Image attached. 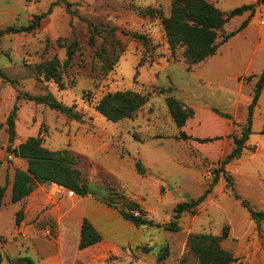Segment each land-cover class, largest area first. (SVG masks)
Returning a JSON list of instances; mask_svg holds the SVG:
<instances>
[{
  "label": "rangeland",
  "instance_id": "1",
  "mask_svg": "<svg viewBox=\"0 0 264 264\" xmlns=\"http://www.w3.org/2000/svg\"><path fill=\"white\" fill-rule=\"evenodd\" d=\"M57 1L62 2L53 5ZM209 1L226 15L245 4H254L256 10L253 15L247 12L231 17L224 33L237 29L249 18L247 28L220 45L217 54L200 63L203 65L187 70L182 48L171 50L161 19L138 11L151 6L169 15L171 0H0V28L26 26L36 14L51 9L35 31L0 37V66L14 79L10 82L0 74V184L7 185L0 207V264H23L19 261L22 257L43 264L41 249H56L58 218H76L83 210L78 204L68 216L63 203L68 198L76 199L78 194L70 196L67 188L61 200L47 203L35 219L38 233L52 243L38 244L21 229V224L17 227L16 217L22 207L11 199L12 179L14 171L23 167L27 159L13 155L8 147L37 134L45 146L72 152L76 157L74 167L89 185L87 195L93 193L123 209L137 201L154 221L143 234L153 242L111 255L109 260L114 264H132L135 260L137 264H199L187 244L188 236L221 235L224 231L228 237L222 245L236 256L232 264H264V220L256 221L241 200L230 193L225 177L230 174L237 192L254 209L264 211V88L241 157L221 171L219 182L196 213L184 212L178 218V231L167 229L176 205L205 191L233 148L234 137L241 136L264 63V4L259 0ZM65 2L73 3L72 11ZM259 29L261 38L256 41L253 34ZM91 35L95 37L93 43ZM74 40L79 48L71 64L64 67L66 47ZM55 56L62 63L65 88L43 75L18 78L20 64H38ZM177 88H186L197 105L210 104L227 115L223 111H230V117L224 116L230 132L216 139L227 143L225 153L218 156L215 142H206L201 149L197 142L180 138L183 129L176 125L166 102L168 95H181ZM128 89L148 96L135 118L111 121L95 109L107 93ZM20 93L53 94L82 113V120L43 103L18 99ZM16 104V133L11 141L7 118ZM214 125L207 119L202 131L210 133ZM137 161L144 173L138 171ZM58 191L55 188L51 193ZM70 205L66 201V207ZM48 211L56 212L57 218H48ZM47 229L51 235L46 234ZM72 235L68 234L69 238ZM71 239L63 241L64 254L69 257L74 256ZM131 242L135 245L138 240L132 238ZM165 248L169 250L168 257L157 263V256Z\"/></svg>",
  "mask_w": 264,
  "mask_h": 264
},
{
  "label": "trees",
  "instance_id": "2",
  "mask_svg": "<svg viewBox=\"0 0 264 264\" xmlns=\"http://www.w3.org/2000/svg\"><path fill=\"white\" fill-rule=\"evenodd\" d=\"M61 2L62 1L54 2L53 5ZM259 2L264 4V0H259ZM65 5L69 11H72L71 7L73 3L65 2ZM255 10L256 6L254 4H245L234 8L226 15L224 11L209 0H171L169 15H165L161 9L151 6L140 8L138 11L142 15L150 14L161 19L171 50L175 52L178 48H182V56L185 58L184 64L186 69L194 70L200 63L215 55L220 45L238 34L249 23V18H247L237 29L224 33L225 26L231 17L243 15L247 12L253 15ZM50 13L51 9L47 12L36 14L26 26L16 27L9 25L5 28H0V37L6 34L33 32ZM92 26L97 28L94 24H92ZM219 37H222L221 41H218ZM94 38V35H91V43L94 42ZM78 48L79 45L76 40L67 45V58L64 61V67L71 64ZM61 65V61L56 56L50 61L38 64L22 63L18 66V78L39 77L43 75L48 79H53L58 86L63 89L65 88V84ZM0 74L6 78L10 77L6 73L5 67L0 66ZM9 81L14 82V79L9 78ZM263 88L264 68L256 83L255 93L248 107L247 124L243 128L241 136L234 137V146L232 150L222 160L220 168L215 170L214 176L207 184L205 191L197 198L176 205L174 209V219L167 225L168 230L178 231L180 229L178 218H180L184 212L196 213L198 207L207 200L214 186L219 182L221 171H226L227 164L241 157L242 152L247 146L250 134L252 133L254 110ZM20 98L46 104L50 108L66 114L69 117L79 121L82 120V113L77 112L74 106L65 105L62 101L56 99L53 94L45 96L20 93L18 94V99ZM147 102L148 96L141 92L132 89L124 91L119 90L104 95L95 105V109L108 120L117 122L124 118H135ZM166 102L178 127H183L187 120L195 115V109L193 107L174 95H168L166 97ZM17 110L18 106L16 104L7 118L11 141L14 140L16 133ZM215 112L219 115L230 117L218 110H215ZM1 127L0 124V130ZM180 138L190 139L192 137L182 131ZM219 138V136H216L206 138L195 137L193 139L206 143ZM8 149L13 155L26 158L28 161L26 169L17 168L15 170L11 195L13 202L22 201L32 193L38 184L44 183H56L74 190L76 194L81 196H86L90 192L89 185L84 181L80 170L74 167L76 157L69 149H50L44 145L41 135L30 136L24 142L16 146L10 144ZM136 165L138 171L144 173V168L139 161H137ZM225 177L227 179V189L230 193L235 198L241 200L243 206L247 208L256 221L264 220V211L254 209L249 201L237 192L235 182L230 174H226ZM6 188L7 185L4 186L0 184V207L4 203ZM105 202L118 208L124 218L135 226H150L154 224V221L146 216L144 209L137 201L129 202L126 209L120 208L117 204L110 201L105 200ZM23 219L24 210L21 209L17 213L16 224L20 225ZM227 237V231H224L221 235L212 233H192L188 236L187 244L191 253L197 258L199 264H232L236 260V256L222 245V241ZM101 240L102 234L100 231L94 226L91 220L85 217L81 227V237L78 244L79 249L94 245ZM168 255L169 250L165 248L157 256V263L162 262ZM1 261L2 254L0 253V263ZM19 261L23 264H35L34 260L30 257H22ZM11 264L14 263L11 262Z\"/></svg>",
  "mask_w": 264,
  "mask_h": 264
},
{
  "label": "crops",
  "instance_id": "3",
  "mask_svg": "<svg viewBox=\"0 0 264 264\" xmlns=\"http://www.w3.org/2000/svg\"><path fill=\"white\" fill-rule=\"evenodd\" d=\"M245 28H247V26ZM245 28L243 30H245ZM243 30H241L239 33H241ZM253 35H255L253 38H255L256 41L260 40L261 29H259V31ZM261 67V70L263 71L264 63L261 64ZM190 88L191 86L187 87L188 90ZM177 89L181 93L178 98L182 99L186 104L195 109V116L189 118L186 124L182 127L183 131L192 137L189 140L197 142L198 145H200L199 147L203 149L205 147L203 146L205 143L194 140L193 138L215 137L219 135H227L230 132L228 120L226 117L217 114L212 105H200L201 103L197 105L195 103L196 100L188 94L186 88ZM223 112L230 115V111ZM207 119H210L216 124L211 128L210 133H204L202 131V123ZM218 141L219 140L210 142H215V144L218 145L219 156L227 151V143ZM46 147L52 149V145H46ZM27 165L28 161L25 162L24 166L20 168L26 169ZM13 181L14 174L12 185ZM55 188H57L59 191L55 194L51 193ZM66 190V187L60 186L56 183L38 184L32 193H30V195H28L22 201H19L21 203L22 209L24 210V219L22 221L23 223H21V229L29 232L31 238L38 242V244L42 241H45L47 244L52 242L42 238L38 233V229L35 227V219L40 213H42L47 203L58 202V200H61L60 198L63 195V192ZM76 197V199L68 198L64 201L63 205L66 213L69 216V214H71L77 208L78 204H82L83 210L76 218L72 216H69L66 220H63L62 217L60 219L58 218L57 236L54 242L56 244V249L53 252H49L44 248L41 249V262L43 264H114V262L109 260L111 255H121L123 252H125L126 248L128 251H130L131 248L144 246L146 243L153 242V239L147 240L143 235L144 232H146V226H135L133 223L124 218L118 208L109 205L102 198H99L93 194L86 196L77 195ZM66 201H70L71 205L66 207ZM58 206H60V204H58ZM47 214L49 215L48 218L50 216L57 218L56 212L48 211ZM85 217L91 220L94 226L100 231L102 234V240L84 249H79L78 244L81 237V227ZM68 234H73L71 237L73 239L69 238ZM132 238L138 240L135 245H133L131 242ZM66 239L72 240L74 247V256L72 257L66 256L64 254L63 241ZM116 261L118 260L116 259ZM132 264H137V260L133 261Z\"/></svg>",
  "mask_w": 264,
  "mask_h": 264
},
{
  "label": "built area",
  "instance_id": "4",
  "mask_svg": "<svg viewBox=\"0 0 264 264\" xmlns=\"http://www.w3.org/2000/svg\"><path fill=\"white\" fill-rule=\"evenodd\" d=\"M69 195H70V196H74V195H76V193H75L74 190L69 189ZM46 234H47V235H51V231H50L49 229H47V230H46Z\"/></svg>",
  "mask_w": 264,
  "mask_h": 264
}]
</instances>
